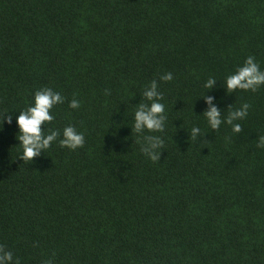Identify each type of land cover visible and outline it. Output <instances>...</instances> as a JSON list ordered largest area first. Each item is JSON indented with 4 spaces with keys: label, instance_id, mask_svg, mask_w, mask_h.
Instances as JSON below:
<instances>
[{
    "label": "trees",
    "instance_id": "16d2710c",
    "mask_svg": "<svg viewBox=\"0 0 264 264\" xmlns=\"http://www.w3.org/2000/svg\"><path fill=\"white\" fill-rule=\"evenodd\" d=\"M249 56L264 70V0H0V246L20 264H264V86L225 87ZM153 80L164 131L137 134ZM42 88L63 103L41 131L85 142L29 162L15 118ZM209 97L222 120L250 106L240 133L208 127Z\"/></svg>",
    "mask_w": 264,
    "mask_h": 264
},
{
    "label": "clouds",
    "instance_id": "9594fccd",
    "mask_svg": "<svg viewBox=\"0 0 264 264\" xmlns=\"http://www.w3.org/2000/svg\"><path fill=\"white\" fill-rule=\"evenodd\" d=\"M171 73H165L160 77L162 81L172 80ZM214 83L213 78H209L204 87L209 89ZM264 86V70L260 69L259 64L255 58L249 56L245 59L242 66L238 67L235 72L225 78V87L228 92L233 90L252 91L255 92L258 88ZM143 97L150 102V104H140L134 112L133 130L139 134L142 132L161 133L165 126V106L161 103L162 94L158 91V85L153 80L143 91ZM63 103V97L58 91H53L51 88H42L33 94V101L26 110L18 112L15 118L17 127L16 139L19 142L18 146L22 148L20 155L21 160L32 162L34 158L39 157L49 149L53 142L57 141L61 147L69 150H75L83 146L85 142L84 134L78 132L74 126L69 124L64 127L62 131L51 130L48 133L41 131L42 124H49L53 119L51 110L57 104ZM208 105L207 110L203 113L207 121V125L212 130H218L222 124L231 125L233 133H240V121L248 114L249 105L243 104L238 110L230 111L227 118L222 120L220 112L212 106L211 98L206 99ZM69 107L78 109L80 102L73 99ZM3 123H12L10 114L0 115V130H2ZM201 133L198 126L191 128V137L196 139L197 135ZM143 145L141 151L152 162H158L160 159V152L163 148V139L158 135H148L143 137ZM257 147L264 148V136H260L257 141ZM0 264H20L18 258H14L11 251L5 250L0 246ZM46 264H51L47 261Z\"/></svg>",
    "mask_w": 264,
    "mask_h": 264
}]
</instances>
